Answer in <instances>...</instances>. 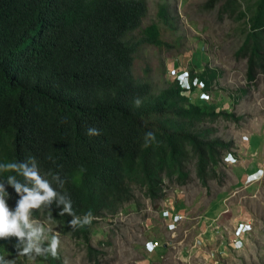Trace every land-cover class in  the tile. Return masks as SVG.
Returning <instances> with one entry per match:
<instances>
[{
	"label": "trees",
	"instance_id": "16d2710c",
	"mask_svg": "<svg viewBox=\"0 0 264 264\" xmlns=\"http://www.w3.org/2000/svg\"><path fill=\"white\" fill-rule=\"evenodd\" d=\"M218 3L221 13L244 23L235 56L246 58V79L254 82L264 73V0H208L204 8ZM146 12L144 0H0V163L34 157L40 175L70 197L77 216L92 213L91 224L71 229L72 217L53 204L50 222L84 242L92 261L100 254L90 244L96 220L133 204L136 188L150 200L164 198V180L184 184L190 158L205 185L231 153L232 142L209 138L203 124L234 116L191 98L193 79L207 92L216 70L191 72L188 83L173 80L159 91L134 76L139 49L166 44L157 24L141 27ZM159 16L167 23L165 7ZM92 127L100 135L89 136ZM149 132L155 139L146 146ZM9 175L16 173L0 172V180ZM5 187L14 210L19 197ZM49 214L34 211L33 218L49 224ZM16 243L0 240V256L29 264ZM45 262L61 264L60 254Z\"/></svg>",
	"mask_w": 264,
	"mask_h": 264
},
{
	"label": "rangeland",
	"instance_id": "374dc122",
	"mask_svg": "<svg viewBox=\"0 0 264 264\" xmlns=\"http://www.w3.org/2000/svg\"><path fill=\"white\" fill-rule=\"evenodd\" d=\"M144 1L147 12L141 27L157 24L161 39L169 46L141 47L133 62L134 76L159 91L176 80L174 72L181 75L177 77L180 79L190 77L191 72L199 75L206 69L216 70L209 90L202 91L203 81L199 79L201 84L195 86L191 98L211 111L219 107L234 116L232 120L220 116L214 123L203 124L209 138L232 142L233 156L226 161L222 158L205 185L196 175L195 160L190 158L184 184L175 178L164 180V198L150 200L136 188L133 204H126L113 217L96 220L90 234V244L100 252L96 261L89 260L84 242L59 233L60 262L264 264V73L249 83L246 58L235 56L245 36L244 23L228 12L221 13V3L204 8L208 0ZM162 7L167 23L159 16ZM170 205L185 216L171 233L159 217V211ZM241 220L250 224L251 231L242 247L233 251L229 244ZM149 240L159 243L150 255L144 252ZM45 259L37 257L35 264H46Z\"/></svg>",
	"mask_w": 264,
	"mask_h": 264
},
{
	"label": "clouds",
	"instance_id": "9594fccd",
	"mask_svg": "<svg viewBox=\"0 0 264 264\" xmlns=\"http://www.w3.org/2000/svg\"><path fill=\"white\" fill-rule=\"evenodd\" d=\"M172 74L175 75L176 80H183L184 78L177 79L181 75L175 72ZM185 79H189V76ZM198 84H201L199 78H194L192 85L197 87ZM203 96L205 97L203 99H207L206 95L203 94ZM135 103L139 106L140 100L137 99ZM87 134L98 136L100 131L92 127L87 130ZM154 139L153 133H147L145 145L147 146ZM232 156L233 153H228L223 159L226 161ZM0 172L16 173V175L7 176L5 180H0V240L14 237L17 241L14 245L17 255L26 257L32 264H35L37 257H58L60 234L59 232H53L50 226V222L53 220L51 215L53 204L61 209V215L66 214L72 217L68 224L71 229L89 225L94 219L91 212L86 213L83 217L75 214L70 197L67 194L57 192L51 186V182L40 175L34 157H29L26 161L0 163ZM17 175L22 177L23 181L17 179ZM49 175L52 176L53 181L60 183L61 187L63 186V182L60 181L58 175L52 173H49ZM5 185L11 187L19 197L14 210H10L7 204L11 197L6 191ZM42 210L50 213L47 218L49 221L47 227L40 220L33 218L34 211ZM176 211L178 210L176 209ZM159 217L161 219V210L159 211ZM0 264H15V260L0 256Z\"/></svg>",
	"mask_w": 264,
	"mask_h": 264
},
{
	"label": "built area",
	"instance_id": "2783aa9c",
	"mask_svg": "<svg viewBox=\"0 0 264 264\" xmlns=\"http://www.w3.org/2000/svg\"><path fill=\"white\" fill-rule=\"evenodd\" d=\"M161 219L165 222V227L168 232H175L180 223L185 220V216L182 212L176 211L173 205L166 206L161 209ZM251 231V226L246 221H239L232 233L231 247L237 250L242 247L246 236ZM159 248V243L152 240L146 241L144 244V251L146 253H154ZM212 258V256H211ZM215 264V263H213Z\"/></svg>",
	"mask_w": 264,
	"mask_h": 264
},
{
	"label": "crops",
	"instance_id": "0c3cea01",
	"mask_svg": "<svg viewBox=\"0 0 264 264\" xmlns=\"http://www.w3.org/2000/svg\"><path fill=\"white\" fill-rule=\"evenodd\" d=\"M248 236V235H247ZM229 247H230V249H232L233 251H235L232 247H231V244H229ZM220 248V247H219Z\"/></svg>",
	"mask_w": 264,
	"mask_h": 264
}]
</instances>
